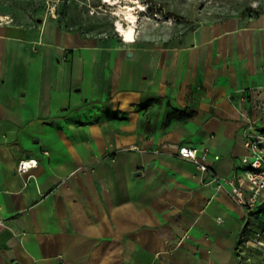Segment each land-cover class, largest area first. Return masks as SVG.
I'll use <instances>...</instances> for the list:
<instances>
[{
	"label": "crops",
	"instance_id": "0c3cea01",
	"mask_svg": "<svg viewBox=\"0 0 264 264\" xmlns=\"http://www.w3.org/2000/svg\"><path fill=\"white\" fill-rule=\"evenodd\" d=\"M37 21L0 20V264H243L255 210L209 182L264 130V12L163 41Z\"/></svg>",
	"mask_w": 264,
	"mask_h": 264
},
{
	"label": "rangeland",
	"instance_id": "374dc122",
	"mask_svg": "<svg viewBox=\"0 0 264 264\" xmlns=\"http://www.w3.org/2000/svg\"><path fill=\"white\" fill-rule=\"evenodd\" d=\"M139 1L143 8L139 9L141 22L137 36L156 41L171 40L179 33L233 17L264 12V0ZM120 5L103 0H0V20H17L18 17H31L34 21L57 19L63 26L78 29L89 37L123 41L115 26L116 21L124 17L118 14ZM242 240L243 264H264V204L251 214Z\"/></svg>",
	"mask_w": 264,
	"mask_h": 264
},
{
	"label": "built area",
	"instance_id": "2783aa9c",
	"mask_svg": "<svg viewBox=\"0 0 264 264\" xmlns=\"http://www.w3.org/2000/svg\"><path fill=\"white\" fill-rule=\"evenodd\" d=\"M246 147L249 155L242 159L244 174L231 178H214L209 184H217L218 189L230 187L231 196L244 208L256 210L264 204V130L259 129L253 120H248L245 129ZM180 154L193 161L202 172H212L207 165L208 151L195 147H182ZM37 166V161H21L18 172L25 174ZM214 175V173H213ZM0 225L4 221L0 220Z\"/></svg>",
	"mask_w": 264,
	"mask_h": 264
},
{
	"label": "bare ground",
	"instance_id": "6f19581e",
	"mask_svg": "<svg viewBox=\"0 0 264 264\" xmlns=\"http://www.w3.org/2000/svg\"><path fill=\"white\" fill-rule=\"evenodd\" d=\"M105 3L117 4L121 3L118 7V14L123 15L116 21V30L128 41H134L136 31L140 25L139 9L143 5L139 0H103ZM133 3V4H132ZM139 4V5H134ZM116 11V10H115ZM115 14V13H114ZM116 15V14H115Z\"/></svg>",
	"mask_w": 264,
	"mask_h": 264
},
{
	"label": "trees",
	"instance_id": "16d2710c",
	"mask_svg": "<svg viewBox=\"0 0 264 264\" xmlns=\"http://www.w3.org/2000/svg\"><path fill=\"white\" fill-rule=\"evenodd\" d=\"M250 11H251V9H250Z\"/></svg>",
	"mask_w": 264,
	"mask_h": 264
}]
</instances>
